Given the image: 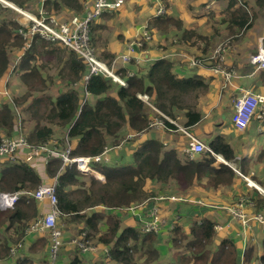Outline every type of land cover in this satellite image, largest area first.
<instances>
[{"label": "trees", "instance_id": "trees-1", "mask_svg": "<svg viewBox=\"0 0 264 264\" xmlns=\"http://www.w3.org/2000/svg\"><path fill=\"white\" fill-rule=\"evenodd\" d=\"M14 1L19 6L27 8L30 0ZM261 1L263 0L256 1L259 6ZM235 2L237 1L231 0L229 7ZM45 4L47 13L54 16L61 9L73 10L74 14H81L83 10L79 0H47ZM238 4L240 7L229 12L225 19L229 34L237 35L240 31L244 32L250 26V20L252 22L255 17L253 13L249 14L250 10L245 0ZM164 6L166 13L148 18L143 31H147L152 38L158 33L165 37L173 34L169 45L174 47L175 51L186 46L195 48L202 55L209 53L211 48L209 36L198 33L195 28H185L179 17L168 13L169 5L164 3ZM115 11L117 10L105 14ZM0 12H2L0 81H2L9 67V52L20 49L22 40L16 35L18 25L10 20V15L15 13L1 9ZM139 39L143 43L142 49L145 50L149 42L144 40L142 34ZM90 43L94 47L91 36ZM168 49L169 47L161 44L156 47L160 53ZM98 57L101 60L107 58L108 66L114 58L110 54H98ZM50 58L55 61L53 76L48 75L46 68L51 62L48 61V64L41 62ZM214 63L217 65L216 61ZM128 72L127 68L115 71V74L125 81L126 87L100 75H91L84 82L88 68L73 50L57 43L34 41L33 47L21 59L13 74V78H16L14 80H17L24 89L23 93L14 96L11 103L5 101L0 105V142L3 137H13L17 134L19 128L15 123L13 110L18 108L28 116L26 121L33 122V127L26 133L29 144L41 145L50 142L55 126L65 131L72 156H93L101 153L106 147L128 144V152L125 155L129 158L125 163L112 162L99 166L98 169L105 180L101 185H97L74 166L62 168V162L58 158H52L42 173V170L26 162L25 155H21L15 162L0 163V192H34L45 180L55 177L60 218L64 224L81 223V229L83 232L86 231L84 233L88 240L91 238L107 248L108 255L100 264H137L136 254L144 260V264H158L156 235L141 233L133 227L122 228L121 221L116 215L155 197L156 194L147 188L148 182H156L162 186L173 185L175 189L183 192L195 187L208 192L221 188L235 189L234 182L241 180L240 189H235L237 191L235 195H238V198H245L240 202L249 210V215L262 214L264 217V195L254 188H248L246 182L229 166L218 161L210 153L199 152L196 160H190L186 154L181 158L175 149L165 150L162 143L156 139L141 141L142 136L149 133L151 125L156 120L163 123L164 130L175 132L177 127L167 119L176 122L177 111L183 114L182 127L191 132V128L201 121L202 115L198 110V103H191L190 98L208 92L206 79L199 73L179 76L174 71V62L165 58L155 59L143 69L134 70L132 77L127 76ZM80 82H84L83 90L89 95L85 102L79 86L77 88L74 86ZM143 95L147 96L149 104L139 98ZM89 97L93 100L87 99ZM129 135L131 138L127 139ZM57 143L64 145L63 137L57 140ZM206 145L227 163L236 156L235 151L219 134L213 136ZM124 150L122 153H126V149ZM262 152L264 149L260 155ZM258 170L260 171V168ZM239 171L244 177H250L264 188V180L259 174L250 175L252 172L243 165H240ZM193 197L199 201L214 202L209 196ZM227 204L225 202L221 206ZM99 207L111 212L102 214L91 211ZM213 208L193 205L195 216L188 224L187 231H182L179 227L172 230L169 244L178 252L182 247L185 249L179 264L238 262L239 254L234 241L230 237L217 238L215 235L213 226L217 220L214 217H219L216 214L218 210L213 214H208L207 211L214 210ZM40 215L38 203L33 198L26 197L20 199L12 209L0 210L2 229L0 264L48 263L44 255H47L49 237L33 238L26 235V229ZM102 222L105 229L100 231L98 227ZM241 222V219L233 222L235 230ZM79 232L82 231L78 230L76 234ZM28 241L30 245L26 253L19 248L11 255L12 246L18 243L24 245ZM77 251L76 254L70 255L68 264H83L84 260L79 257ZM245 254V264H251L252 261L264 263V249L260 257L262 260H255L257 246L253 243L247 247Z\"/></svg>", "mask_w": 264, "mask_h": 264}, {"label": "crops", "instance_id": "crops-1", "mask_svg": "<svg viewBox=\"0 0 264 264\" xmlns=\"http://www.w3.org/2000/svg\"><path fill=\"white\" fill-rule=\"evenodd\" d=\"M9 1L15 4L17 7L23 8L19 6L14 0ZM79 1L82 3L83 6L81 14H74L73 10L70 11L67 9H61L57 14H55V16L57 15L58 19H69L70 17L75 15H83L85 13L86 7L90 6L94 0ZM230 1L231 0H213L212 2L211 0H125L123 6L117 11L111 14H104L98 19H96V21L91 26L90 36L94 44V48L99 54H110L114 56L112 62L110 63V67L112 68L114 74L116 70H119V68H127L129 70L127 76L129 74L133 75L134 70L137 71L138 68L143 69V67H146L147 64L151 63L152 61L158 58H165L169 61H173L174 71L179 76H184L193 73L201 74L206 79L208 85V92L206 94H203L206 98L207 104L202 105L200 108L198 105V110L202 115L201 121L191 128V132L183 131L180 135L176 132L166 131L164 130V128L161 127L151 128L148 134L142 136L141 141L146 139H156L165 146V150L175 149L179 156L181 158H184L185 154L187 155V153L185 152L187 150L186 148L189 147L190 143L192 142L191 137L196 138L197 140L201 141L206 145V143L213 136L219 134L223 136L226 142L235 151V158L229 162L231 164L232 162H234L235 167L233 168V166L229 165V163L225 161L222 162L221 160H219L215 156V153V155H211H213L218 161L229 166L243 181H245L244 176L239 171L240 165H243L245 169L251 172L257 171L259 173H262L264 171V152H262V154L260 155V152L264 149V121L254 120L245 129L238 130L232 125L231 117L229 118V113L231 109L233 110V106L231 108L230 104L229 108H227V114L225 119H222L220 111L223 109L219 111V107L222 106V104L224 103H220L221 100L226 98L228 101H231V99H233L239 94L238 91L242 88L255 89L258 93L264 95V69L254 72V68L250 63V56L254 55L260 47L264 48V0L260 2V6L256 2L257 0H245L247 2V8L250 10L249 14L253 13L255 17L252 22L250 20V26H248V28L244 32L240 31L239 33H237V35L229 34V31L227 29V23L225 21L229 12L237 10L240 7L238 1V3L235 2L232 7H229ZM46 2L47 0H30L27 3V8L23 9H29L32 14H36L39 8H43L46 12H48L46 10ZM159 2H161V5L165 9L164 13H166L164 3H167L169 5L168 13L173 16L179 17L183 21L185 28H195L198 33L209 36L212 47V49H209V53H207L206 55H202L200 54V52L195 50V48H187L186 46L181 47L179 51H175L174 47H171L173 48L172 51L168 49L166 53H160L156 50V47L159 45L157 44L150 49L146 48L145 50H143L141 48H137L135 53H131L132 60L128 64H124L120 59H118L120 55L127 53L126 49L131 43H134L140 38L146 20L151 16H156V10L158 8ZM0 9H3L4 11L9 8H2L0 6ZM1 13L2 12H0V14ZM65 13L69 14V16L67 17ZM1 18L2 15H0V19ZM10 20H12V22H15L18 25V29L21 27V24L25 22V20L22 19V17L16 12L15 14L10 15ZM224 32L226 33V35H223ZM217 34H219L223 38L229 39L230 46L228 42L223 43L222 41L216 43L215 46H213L212 38H216ZM16 35L22 40V46L20 49L12 50L11 52H9V55L11 54L12 56H14V59L12 61L9 57V67L7 74L2 79V81H0V97L2 96L3 99L10 103L13 101V98L8 92V88L10 85L9 79L11 77V81L14 82V79L16 78H13V74L14 71L17 70L21 59L33 47L34 41H40V39L38 38L34 39L29 48L25 50L24 39L17 32ZM243 35H245L244 38H242ZM236 36H240V38L236 40L234 38ZM249 40H251V43L244 47L245 42H248ZM220 45H224L225 47V51L221 53V57L220 54L216 52L217 48ZM230 47H232V50L234 52L230 51ZM190 55L192 57H190ZM104 59L107 60V58ZM48 61H50V59H48ZM214 61L217 62V65H215ZM193 63H196L197 65L193 66ZM217 66L234 71L236 76L232 77L230 81L225 80L224 77L214 74V72L212 71V69L216 68ZM43 75H45V73H43ZM74 86L76 88L77 86H79L78 88L81 89V96L83 98V102H85L86 97L89 95H87L83 90L84 82H80L78 85ZM20 88L22 91L24 90L22 87ZM87 99L93 100V98L90 97ZM216 102L217 105L215 106ZM208 109H211V111L208 112ZM64 133L65 131L63 130L62 134ZM17 135L18 134H16L15 136ZM192 154V158L188 155L187 157L190 160H196L198 158L199 152ZM258 156H260V158H258ZM109 158V162L104 165L112 164V162L114 164L125 163L128 161L129 157L128 155H123L122 153L116 151V149H113L110 153ZM26 162H28L32 167L42 170L43 173L44 167L42 168L38 166L36 160L28 159L26 160ZM99 166L96 167V170L101 173L98 169ZM259 168L260 171L258 170ZM101 176L103 177L104 182V175L102 174ZM42 177H44V174H42ZM88 177H90L93 182H95L97 185H101L103 183L97 182L92 175H89ZM54 179L55 177L52 179H47L43 183H50ZM173 190L174 193H166L164 195H161V200H154L152 198L149 201H145L144 207L141 208L143 211H146L151 207L155 206L160 212L161 225L159 233L156 234L158 264H176V259L173 255L174 248L171 246V244H169L168 241L169 238L172 236V230L176 227L181 228L182 231H187L188 228V224L179 222L180 219L176 216V212L178 210L180 213H183L184 204H189L190 208L195 205L194 203L183 201L184 199L199 201L193 196H209L215 203L223 204L222 201L228 203L227 198L234 193L233 191L231 193L229 191H225V188H221L219 190H209L207 195H200V192L203 190L200 187H195L193 189H188L184 191L187 194H184L183 191L177 190L175 188H173ZM259 192L263 194L261 191ZM190 194L193 196H191ZM164 201H168V204L165 205L162 209H160L157 203ZM166 206H168L170 209L167 212H164ZM38 207H40L41 213L43 212V209H45L44 204L38 203ZM99 209L100 210L93 209L91 211L101 212L102 214H107L111 212L110 210L103 207H99ZM128 214L129 216H124V214L121 212L116 213V215L121 221V227H133L141 232L139 216L142 214L140 212H137L136 214L128 212ZM216 214L220 215L219 212H216ZM258 215L262 216V214ZM224 217L225 218L222 222H217L214 226L218 224L226 225L228 226V229L219 231V233L214 228L213 230L215 232V235L222 233L227 234L218 235L216 236L217 238L230 237V239L234 241L237 248V252L239 254L238 262L242 260V263L245 264V253L247 247L251 243L257 246V255L255 260H262V258L260 257L263 255L264 249V230L261 231L259 236L254 232H252L251 234L249 233L248 228L245 227L242 223H238L239 227L237 230H235V223H233V220L235 219H231V217L229 218L228 214ZM261 225L264 229V224ZM240 226L242 227V229ZM255 226L259 228V225ZM81 228V223L70 222L66 224L65 229L69 231L71 235L70 233H66V231L62 232L63 234L61 237V242L63 243L65 239H67V244L66 242L65 244L63 243L64 246L61 257H58V259L56 258L57 260L55 259V263L60 260L62 264H68L71 257L70 255L75 253L76 250L79 251L78 247L76 246V244L78 243L76 240H79V238L81 237V233H83V230ZM98 228H100V231H103L105 229L103 222ZM72 229H75V231L79 230L82 232H79L78 234H76L75 232L74 234L72 233ZM88 241L91 243L92 249L83 254H81V252L79 251L81 254L79 257L85 260V263L86 261L93 262L96 261L98 258L107 257L108 254L106 247L101 246L91 238H89ZM29 245H27L26 251L28 250ZM44 257L45 259H47L46 261H48V257L46 254L44 255ZM86 257H89V261L87 259H84ZM238 262L236 264H238ZM251 264L258 263L252 261Z\"/></svg>", "mask_w": 264, "mask_h": 264}, {"label": "built area", "instance_id": "built-area-1", "mask_svg": "<svg viewBox=\"0 0 264 264\" xmlns=\"http://www.w3.org/2000/svg\"><path fill=\"white\" fill-rule=\"evenodd\" d=\"M212 1L213 0H211V2ZM236 1L241 3L242 0ZM124 2L125 0H94L90 6L86 7L83 15L72 16L69 19H58L56 16L47 13L43 8H39L36 14H32L23 8L17 7L9 0H0V6L2 8L7 7L14 10L25 20L17 31V33L24 39L25 50L29 48L32 41L36 38L43 40L44 42L64 45L79 55L86 64L88 73L84 77V82H86L91 75H100L111 78L122 87H126L127 85L125 81L115 75L112 68L110 69L104 61L98 58L95 48L90 43L91 24L103 14L120 9ZM164 12V7L159 6L156 10V16L161 15ZM142 37L147 42L150 40L147 31L142 32ZM142 46L143 43L138 39L134 43H131L126 49L127 53L120 55L118 59L124 64L130 63L132 60L131 53H135L137 48L142 49ZM224 51V45H220L216 52L220 54L221 57V53ZM250 63L254 68V72L264 69V48L260 47L254 55L250 56ZM192 65L196 66L197 64L193 63ZM212 71L214 74L224 77L227 81H230L232 77L236 76L234 71L227 70L220 66L212 69ZM128 76L131 77L132 75L129 74ZM238 93L239 94L234 99L232 105V125L238 130H243L254 120L264 121V95L258 93L255 89L243 88L240 89ZM139 98L149 104L147 96L143 95L139 96ZM167 120L172 124L174 123L170 119ZM159 127L164 128L163 123L159 120H156L151 125V128ZM63 135V141L65 144L62 146L58 145L57 140L54 139L46 144L32 145L29 144L27 139L23 136L3 137L0 142V159L4 162H15L21 155H25L26 158L28 156L29 158L36 157L37 165L43 168L52 158H58L62 162V168L66 166H74L80 173L92 175L97 182H103L102 174L96 170V167L109 162V156L113 148L106 147L101 153L93 156H72L71 147L67 143L66 133ZM130 138L131 136L129 135L127 139ZM191 139L192 142L185 151L189 157L192 158V153H198L201 151L215 155L204 143L194 137H191ZM114 149H121V144L114 147ZM215 156L224 162L220 156ZM244 178L247 184L250 183L248 178ZM56 187L57 182L55 178L50 183L40 184L34 192H0L1 211L12 209L20 199L25 197L33 198L37 203L45 205V209H43L41 215L38 216L26 229V235H33L37 238L49 237L48 256L53 261L57 258V255L63 246V243L61 242L63 233L57 225V219L61 217V213L57 208ZM262 193L264 194V192ZM183 201L202 205L201 201L186 199ZM139 207L136 206L130 208V210L134 213ZM229 207L230 208H226V210L232 215V218L241 219V223L245 227H247V223L251 219L264 224V217L261 215L251 216L248 213H245L244 211L246 210V207L241 202L235 204L234 207ZM139 220L142 233L155 235L159 233L161 217L157 207L153 206L148 209L144 215L139 216ZM213 228L216 231L221 230L219 226H214ZM76 241L78 242L76 246L82 253L88 252L92 249V245L87 240L84 232L81 233V237ZM22 245V243H18L12 246L10 249L11 255H14L17 249H21ZM238 264H243L242 260H240Z\"/></svg>", "mask_w": 264, "mask_h": 264}, {"label": "rangeland", "instance_id": "rangeland-1", "mask_svg": "<svg viewBox=\"0 0 264 264\" xmlns=\"http://www.w3.org/2000/svg\"><path fill=\"white\" fill-rule=\"evenodd\" d=\"M189 1H192V0H189ZM198 1V0H197ZM125 3V2H124ZM159 6H162L161 5V2H159V4H158V7ZM34 8V7H33ZM136 8H138V7H136ZM1 10H3V9H1ZM13 11L14 13H15V11L14 10H12V9H7V11ZM26 11H28V12H30L31 13V11L28 9H25ZM31 10H33V9H31ZM65 15L68 17L69 16V14H67V13H65ZM255 31V30H254ZM223 35H226V33L224 32L223 33ZM244 36L245 35H243V37L242 38H244ZM158 37V38H157ZM157 37H151V35H150V40H149V43H148V46H147V48L148 49H150V48H152V47H154L155 45H157V44H163V45H165V46H167V47H169V50L170 51H172L173 50V48H171L170 47V45H169V42H170V40L173 38V34H169L168 36H161V35H159V33L157 34ZM240 38V36H238L237 38H235V39H239ZM241 38V39H242ZM228 40V41H227ZM230 40H231V38H230ZM233 40V39H232ZM212 41H213V46H215V44L216 43H218V42H220V41H222L223 43H225V42H228V44H229V46H230V41H229V39H226V38H223V37H221L219 34H217V37L215 38V37H213L212 38ZM251 43V40H249L248 42H245V44H244V47L246 46V45H248V44H250ZM210 49H212V47L210 48ZM230 51L231 52H234L233 50H232V47H230ZM96 53H97V56H98V52L96 51ZM163 53H166V52H163ZM177 54V53H176ZM100 56V55H99ZM9 57H10V59L13 61V59H14V56H12L11 54L9 55ZM190 57H192L191 55H190ZM99 58V57H98ZM100 59V58H99ZM101 60V59H100ZM102 61H104L105 63L107 62V60H105V59H102ZM41 62L43 63L44 62V64H48V59H43V60H41ZM50 62L51 63H49L48 65H47V71H48V75H52L53 73H55V63H54V60H53V58H50ZM107 64V63H106ZM108 66V65H107ZM110 69H111V67L110 66H108ZM57 70V69H56ZM116 75V74H115ZM10 81H9V83H10V85H9V88H8V92H9V94H10V96L13 98L14 96H16V95H18V93H20V94H22L23 93V91L21 90V88H20V85L18 84V82H17V80H14V82L13 81H11V77H10V79H9ZM8 83V84H9ZM7 84V85H8ZM52 90H54V89H52ZM17 91V92H16ZM83 95V94H82ZM237 96H235L233 99H231V101H228L226 98L225 99H223V100H221L220 101V103L221 102H224L223 104H222V106H220L219 107V111L221 110V109H223V110H221L220 111V114H221V116H222V119H225V117H226V114H227V108H229V106H230V104H231V108H232V105H233V101H234V99L236 98ZM5 99H3V97L1 96L0 97V105L1 104H4L5 103ZM190 101H191V103H198V105H199V108L202 106V105H204V104H207V101H206V98L204 97V95H202V94H198V96L197 97H193V98H190ZM197 105V106H198ZM217 105V102L215 103V106ZM226 110V111H225ZM211 111V109H208V112H210ZM178 113H177V121L176 122H174V125L177 127V130L175 131L176 133H179V135L183 132V131H185V129L182 127V123H183V121H184V118H183V114H182V112L181 111H177ZM206 112V111H205ZM231 113H232V109H231V111H230V113H229V118L231 117ZM13 114H14V116H15V123L17 124V126H18V128H19V130H18V132H17V136H23V137H25L26 138V133H28V131L33 127V122H28V121H26L25 119H26V117H28L26 114H24L23 112H21L18 108H17V110H13ZM25 116H24V115ZM221 119V120H222ZM229 121H230V119H229ZM227 126V125H226ZM53 131H54V134H53V139L54 140H59V139H61L64 135L62 134L63 133V130L62 129H60V128H57V127H53ZM163 145V144H162ZM164 146V145H163ZM110 147V146H109ZM114 147L115 146H113V147H111V148H113L114 149ZM125 147V148H124ZM128 147H129V145L127 144V145H122L121 146V149H119V150H116V151H118L119 153H122V152H124L125 150L124 149H126V153H122L123 155H125V154H127V152H128ZM164 148H165V146H164ZM27 159H29V160H36V157H31V158H29V156L27 157ZM0 162H4V161H2L1 159H0ZM229 165H231V166H233V168L235 167V163L234 162H232V164L231 163H229ZM260 175L261 177H262V180H264V171L260 174V173H251L250 175ZM87 175V174H86ZM249 175V176H250ZM89 176V175H88ZM248 178V177H247ZM248 179H250V183H248L247 184V182H246V185L248 186L249 185V187L248 188H254V189H256V190H261L262 192H264V188H262V186H260L258 183H256L254 180H252L250 177L248 178ZM147 188L150 190V191H153L156 195H155V198H153L154 200H161V198L162 197H160L161 195H164V194H166V193H174V190H173V185H166V186H162V185H160L159 183H156V182H148L147 183ZM240 186H241V180H236L235 182H234V184H233V187L235 188V189H240ZM235 189H225V191H229L230 193L233 191L234 193V195L232 194L230 197H228L227 198V202H228V204H232V207H234L235 206V204H237V203H239L240 201H244L245 200V198H242V197H239L238 198V195H235V192H237ZM207 193L208 192H205V190H202L201 192H200V195H207ZM184 194H187V193H185L184 192ZM174 195H177V194H174ZM191 195V194H190ZM191 196H193V195H191ZM160 197V198H159ZM181 202V201H180ZM201 202H202V205L201 206H203V205H205V206H209V207H215V208H213L214 210H208L207 209V211H208V214H212V213H215V211H217L218 210V212L220 213V215H219V217L217 218V216H215L214 217V219H216L217 220V222H222L223 221V219L225 218L224 216H226L227 214H229V218L231 217V219H232V215L226 210V208H230L229 206H228V204L227 205H224V206H221L222 204H217V203H215V202H204V201H202L201 200ZM223 203H225V201H222ZM158 204V206H159V208L160 209H162L165 205H167L168 204V201H164V202H159V203H157ZM144 205H145V203H142V204H140L139 206H137V207H139L138 208V210H135V212L134 213H137V212H140L142 215H144L146 212H147V210L146 211H143L141 208L142 207H144ZM136 207V206H135ZM130 208H134V207H130ZM130 208H128L127 210H125V211H123V212H121V213H123L124 214V216H126V215H128L129 216V214H128V212H131L132 214H134L131 210H130ZM183 208H184V212L183 213H180L178 210H177V212H176V216L180 219V221L179 222H183L184 224H189L190 223V221L192 220V217L195 215L194 214V211H193V209L192 208H190V206H189V204H184V206H183ZM170 208L168 207V206H166L165 207V211L164 212H167L168 210H169ZM95 210H100L99 208H97V209H95ZM128 211V212H127ZM162 212H163V210H162ZM245 213H247L248 212V214L250 213L249 212V210H245L244 211ZM233 221H236V219L235 220H233ZM57 225H58V228L63 232H65L66 231V233H70L69 231H67L66 229H65V226H66V224H64L63 223V219H61V218H58L57 219ZM255 225H259V228H257ZM216 226H219L220 228H221V230L220 231H222V230H224V229H228V226H226V225H221V224H218V225H216ZM241 227V226H240ZM247 228H248V231H249V233H251L252 234V232H254L255 234H257L258 236H259V234L261 233V231L262 230H264L263 229V226L261 225V223H259L258 221H255L254 219H251L250 221H248V223H247ZM241 229H242V227H241ZM2 231V229H0V232ZM219 231V230H218ZM75 229H72V233H74L75 234ZM264 232V231H263ZM219 233V232H218ZM250 234V235H251ZM70 235H71V233H70ZM218 235H227V234H224V233H222V234H218ZM218 235H216V236H218ZM28 237H33L34 238V236L33 235H30V236H28ZM69 239V238H68ZM65 242H66V244H67V239H65V241L63 242L64 244H65ZM29 243H30V241H28L27 242V244H25V245H22V247H21V251L24 249V252L26 253V248H27V245H29ZM49 245V244H48ZM64 246V245H63ZM63 246H62V249H61V251L59 252V254L57 255V259H58V257H60V255L62 254V250H63ZM210 248H212V246H210ZM174 250V252H173V255H174V257H175V259H176V264H179V263H181V254H183L184 252H185V249L182 247V248H180V250H179V252L174 248L173 249ZM47 257H48V263L47 264H62V262H60V260L58 261V262H54V261H56V260H51L50 258H49V256H48V248H47ZM77 251V250H76ZM77 252H79V251H77ZM81 252V251H80ZM80 252L78 253L79 255H81V254H83L82 252H81V254H80ZM179 254H178V253ZM176 253H177V255H176ZM136 262H137V264H144L143 263V259H141V258H139V255H137L136 254ZM84 259H87L88 261H89V257H86V258H84ZM51 260V261H50ZM103 260V258H98L96 261H93V262H87L86 261V263L85 264H100V262ZM84 262H85V260H84ZM84 264V263H83Z\"/></svg>", "mask_w": 264, "mask_h": 264}, {"label": "clouds", "instance_id": "clouds-1", "mask_svg": "<svg viewBox=\"0 0 264 264\" xmlns=\"http://www.w3.org/2000/svg\"><path fill=\"white\" fill-rule=\"evenodd\" d=\"M232 115V114H231Z\"/></svg>", "mask_w": 264, "mask_h": 264}]
</instances>
